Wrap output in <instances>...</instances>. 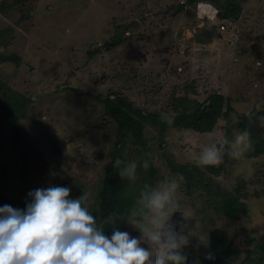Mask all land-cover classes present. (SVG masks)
<instances>
[{
	"label": "rangeland",
	"instance_id": "rangeland-1",
	"mask_svg": "<svg viewBox=\"0 0 264 264\" xmlns=\"http://www.w3.org/2000/svg\"><path fill=\"white\" fill-rule=\"evenodd\" d=\"M185 1L28 0L26 21L17 10L0 12V33L12 31L0 53L19 60V65L0 63V78L31 98L27 118L18 122V141L0 118V203L19 208L30 191L57 185L69 187L71 198L84 194L92 207L117 133L95 97L114 93L135 109L161 114L168 112L173 93L182 95L183 86L193 83L199 102L218 93L229 99L233 112L223 114L210 133L166 129L161 149L159 135L144 126L154 152L153 185L169 177L180 181L182 203L195 209L200 230L208 236L222 231L238 250L231 264L242 263L248 251L264 243V155L236 160L225 154L220 165L208 166L216 175L198 164L203 147L216 143L229 150L224 141L239 132L238 116L244 122L250 110L264 112V0L242 4L237 21L218 20L216 9L205 3L199 5L200 16L197 7L178 12ZM131 23L137 26L126 33L130 41L106 51L116 27ZM259 125L264 137V116ZM168 161L195 166L212 192L239 196L247 212L231 219L205 190L188 196ZM122 229L139 235L131 225ZM183 253L201 260L208 246L193 239Z\"/></svg>",
	"mask_w": 264,
	"mask_h": 264
},
{
	"label": "clouds",
	"instance_id": "clouds-1",
	"mask_svg": "<svg viewBox=\"0 0 264 264\" xmlns=\"http://www.w3.org/2000/svg\"><path fill=\"white\" fill-rule=\"evenodd\" d=\"M160 119L169 126L174 122L171 113L162 112ZM224 144L227 152L216 143L203 147L198 164L218 166L225 154L239 160L253 150L248 130L237 132L231 141L226 138ZM113 166L122 180L135 181L138 167L147 170L149 162L116 159ZM70 193L69 187L49 185L30 191L24 209L0 207V264H186L183 249L193 239L205 247L210 243L195 209L182 203L176 177L145 183L128 209L99 222L89 210L91 201L84 194L71 198ZM118 222L133 226L139 235L120 230ZM105 226H111L110 236ZM205 258L214 259L210 253Z\"/></svg>",
	"mask_w": 264,
	"mask_h": 264
},
{
	"label": "trees",
	"instance_id": "trees-1",
	"mask_svg": "<svg viewBox=\"0 0 264 264\" xmlns=\"http://www.w3.org/2000/svg\"><path fill=\"white\" fill-rule=\"evenodd\" d=\"M28 0H3L0 3V12L7 14L10 10H17L21 13V20H28L29 14L26 11L25 5ZM249 0H186L183 4H179L177 11L182 12L186 7L195 8L199 3H207L216 9V18L220 21H237L241 12L242 4ZM176 13V11H175ZM136 23H131L127 26H117L114 35L110 42L104 44L106 51L119 47L124 42L130 41V35H126L131 28H135ZM12 31L9 30L8 35ZM5 31L0 33V46L6 47L9 42L5 39L9 37L4 35ZM126 35V36H125ZM5 36V37H4ZM96 50L87 52V56L91 57ZM13 62L19 65V60L15 55L4 56L0 53V63ZM4 78H0V118L10 124L13 137L18 141L19 129L18 122L20 119L27 118L28 108L31 107L30 95L20 94L10 89ZM74 91V89H73ZM182 95H171L168 112L174 116V122L171 126L162 122L160 114L147 113L143 110L135 109L132 104L125 98L117 94H106L105 96H96L95 100L102 103L103 110L106 114L107 122L112 121L117 128L116 141L113 143L109 153L108 162L103 168V178L101 185L96 195V200L90 212L96 217L97 221L102 217H106L111 213L124 211L128 209L134 202L136 197L145 183L153 184L155 180V168L151 161L153 158V150L148 145V141L144 138V126L153 128L157 135L162 137L168 128H177L191 130L197 133H210L217 124L219 118L224 114L226 117L233 112L229 99L221 96L218 93L210 94L206 100L199 102L196 98L197 93L193 83L184 85ZM264 116V112H255L250 110L246 120L238 122L235 127L238 131L248 130L253 143V150L245 153L243 157L257 158L264 155V137L260 132V120ZM158 149H161L163 143L159 139ZM146 153H151L152 158ZM101 155L99 156V159ZM116 159H121L125 162L135 160L138 165L141 161L147 159L149 168L144 170L138 167V176L135 181L122 180L119 177L118 169L113 165ZM169 170L176 176H180L183 180L185 193L192 196L197 190H205L206 193L214 198L219 199L217 203L223 215L234 219L238 213L247 212L246 205L240 201L239 196H234L224 190L211 191L210 184H204V174L195 166L172 164L168 161L166 164ZM205 169L213 174L218 171L213 167L205 166ZM237 195V191H236ZM29 197L20 204L18 209H24ZM9 205L6 200H2L0 207ZM120 230L123 231V223ZM111 226H105L106 235H111ZM208 253L214 259H206L205 256L201 260H197L199 264H231V257L238 253L232 244L227 241L224 233L220 230H213L209 233ZM195 260L188 258L186 264H196ZM264 261V243L254 247L247 252V257L240 264H262Z\"/></svg>",
	"mask_w": 264,
	"mask_h": 264
},
{
	"label": "built area",
	"instance_id": "built-area-1",
	"mask_svg": "<svg viewBox=\"0 0 264 264\" xmlns=\"http://www.w3.org/2000/svg\"><path fill=\"white\" fill-rule=\"evenodd\" d=\"M208 6V5H207ZM197 13H198V15L200 16L202 13H204V10L200 7V6H198L197 7ZM216 13V12H215ZM220 28H221V30H223L224 29V27L221 25L220 26Z\"/></svg>",
	"mask_w": 264,
	"mask_h": 264
}]
</instances>
